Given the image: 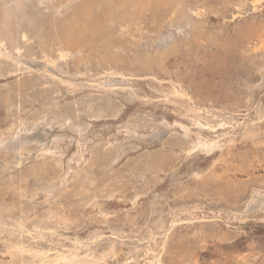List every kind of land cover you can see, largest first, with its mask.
I'll list each match as a JSON object with an SVG mask.
<instances>
[{"label":"rangeland","instance_id":"obj_1","mask_svg":"<svg viewBox=\"0 0 264 264\" xmlns=\"http://www.w3.org/2000/svg\"><path fill=\"white\" fill-rule=\"evenodd\" d=\"M62 1L65 8L60 15L70 18L76 2L71 8L69 0H51L49 7ZM183 7L193 26H185L181 33L176 29L178 20L175 29L170 27L165 9L150 11L142 19V27L152 32L165 25L178 42L177 54L166 62L167 71L141 69L133 52H114L123 59L119 67L105 65L93 55L80 64L72 55L65 66L67 75L54 74L63 79V87L40 77L44 67L36 40L28 41V52L22 50L21 63L27 70L15 71L10 62H3L7 56L0 58V135L19 121L35 128L25 135L29 152H22L20 164L12 151L0 152V209L5 217L9 212L16 217L21 210L27 216L22 220L23 236L12 237V222L1 229L0 264L11 263L8 242L59 249L97 236L90 254L111 246L117 253L99 264H145L150 259L146 252L161 253L160 264H264V0H184ZM121 37L133 42L130 32ZM111 71L118 73L112 80L106 76ZM71 75L76 77L67 78ZM106 80L118 85L100 87ZM171 82L189 94L193 106L209 109L211 125L223 120L222 127L208 125L201 130L211 139L221 136V150L185 154L187 140L181 126H190L193 132L198 127H192L185 108L166 103ZM53 114L73 122L61 124L51 119ZM76 124L85 130L75 131ZM156 124L157 134L152 127ZM126 126L135 128L128 133ZM54 139L59 140L57 146L50 143ZM81 142L85 149H79ZM107 142L113 146L103 148ZM49 149L50 155L39 157ZM64 175L68 181L58 189H66L60 197L40 190L46 181L59 184ZM84 180L95 184L90 187ZM185 188L190 191L183 193ZM43 219L48 221L40 224ZM36 222L53 233L33 237ZM153 238L156 242H150ZM133 248L139 250L136 256L131 255Z\"/></svg>","mask_w":264,"mask_h":264},{"label":"bare ground","instance_id":"obj_2","mask_svg":"<svg viewBox=\"0 0 264 264\" xmlns=\"http://www.w3.org/2000/svg\"><path fill=\"white\" fill-rule=\"evenodd\" d=\"M50 1L51 0H0V58L7 56L6 58L3 59V62H8V63L10 62V64H11L10 67L12 66L15 71H19L21 69L27 70L28 68H26V67L24 68L22 63H21V58L23 57L22 50L24 49L27 51V49H29V48H26V45H27L29 40H32V39L36 40L37 44H38V48H40V50H38V52L40 54L38 58L42 59V63H43L42 65L44 67L43 68L44 73L41 74L40 77H42L44 79L45 83L50 82L52 85L59 83L63 87H64L63 79L62 78L61 79L56 78L54 76V74L59 75V76L67 75V72L65 71V66L67 65V61L72 57V55H76L77 57H79V59L77 61H79L80 64L85 62L88 58L89 59L94 58V59H99V61L105 65L114 63V64L118 65V67H119V63L122 62L123 59H119L118 56L114 52H120V53H123V55H124V53L129 54L130 52H133L134 55L138 54L137 60H140V61L138 63H136V61L134 60V61H132V63L134 64V62H135L136 64H138V66L141 69L152 70L153 68L157 67L162 71L166 70V67H165L166 62L168 61L169 58H171L172 56H174L178 52V42L175 40L174 34L172 32H169V33L166 32V30L164 29L165 25L162 26V24H161L159 27L154 29L153 32L142 27V19H143L144 15L150 11L153 12V11H159L160 9H165L167 11V13L170 15V17L168 19L170 27L174 28V26H175L174 23L176 22V20H178V23L176 25V29L178 30L179 33L183 32V28L185 26L186 27L189 26L190 28L193 26L191 21L187 18V16L183 12L184 0H69V4H67V5H69V7H71V5H70L71 3H74V2L77 3L74 5V7L72 6L73 8L71 7L73 9V13H72V16L70 18H65V17L63 18L60 15V13H61L60 11H62V9L65 8V7H63L64 1H62L59 5L57 4L55 6V8L53 7L54 9H50V7H49V4H51ZM255 4H256V2H255ZM188 9H189V7H188ZM66 10H67V8H66ZM196 11H197V9H196ZM68 15H69V13H68ZM152 17H153L152 22L155 23L156 19H154V14ZM191 20H193V19H191ZM263 30L261 29V31H263ZM134 31L136 32V34H133ZM171 31H173V30H171ZM193 31H194V29H193ZM129 32H130V36H131L133 42L128 43L127 41L125 42L124 40H122L121 36H123L125 34L127 35V33L129 35ZM251 32L252 31H250V33ZM260 34H262V33L260 32ZM183 35H185V34H183ZM255 35H257V34H255ZM263 35H264V33H263ZM253 37L255 38V36L252 35L251 38H253ZM262 38L263 37L261 36V39ZM129 39H130V37H129ZM251 41H252V39H251ZM258 42H259V40H258ZM253 43H254V41H253ZM142 50H144V51H142ZM130 54H132V53H130ZM32 55H34V54H32ZM119 57H120V55H119ZM91 61L92 60H90L89 62H91ZM108 69L110 70L109 67H108ZM116 70L120 71L119 68H116ZM120 72H119V74L122 75L123 72H121V73ZM116 73H117L116 71L115 72H112V71L109 72L108 74H106L107 79L110 78L112 80L111 77H113L114 74H116ZM133 74H135V73H133ZM73 75H71V76H73ZM122 76L124 77V75H122ZM75 77L73 76V77H67V78L73 79ZM110 79H109V81L111 83ZM109 81H107L106 84L104 81L99 83L101 85L100 87L104 88V86H106L105 88H107V89L111 88L112 89L113 88L112 86L118 85V84H114V82L112 84H109L108 83ZM92 82H94V81H92ZM174 83L173 82L170 83V89L168 91V94L165 96L163 95L165 100L167 101L166 103L169 102V103H172V105L175 104V105H179V106H182L183 108H185L186 109L185 111L188 113V115H190V117H192V119L189 118L192 125H193L192 127H198L197 131L193 132L189 128L190 126L189 127L181 126L182 130H184L185 139L187 140V144H186V147L184 150L186 152L185 154L187 156H191L194 153H200V154L203 153V154L208 155V154H211L212 152L216 151V149L218 150V148H220V150H221L222 149L221 148L222 142H221V138H219L221 136L217 137L216 139H211L209 136L206 137V136L202 135L203 131H201V130L206 128V126L211 125V123H210L211 120L207 116L209 114V109L198 107L197 105L193 106L194 104H193L192 98L189 96V94L187 92H185L179 84L175 85ZM108 84L110 85V87L109 86L107 87ZM69 87H71V86H69ZM118 87H120V86H118ZM114 88H117V87H114ZM57 90H59V89H57ZM57 90H56V92H58ZM105 91H107V90H105ZM109 91H112V90H109ZM128 93H129V95H133V90L128 89ZM185 98H187V99H185ZM190 104H192V106ZM87 107L89 110L92 109V105L90 103L87 105ZM197 107L202 109V110L197 109ZM203 107H205V106H203ZM85 110H87V108ZM95 114H98V112ZM211 117L215 118V116H213V115ZM40 118L44 119L45 114L41 115ZM51 119H54L56 121L61 120V124H65V125H69L70 122L71 123L73 122L70 117L59 116L57 114L56 115L53 114ZM73 125H74V123H73ZM223 125H224V123L222 120V121L217 122L216 124L214 123L213 125H211V128L217 127V126L222 127ZM75 126L76 127L74 128V130L77 132H82L85 130L83 125L81 126V128H79L78 124H76ZM134 126H132V127L126 126L127 132L130 133V131L136 127V126L135 127ZM152 127L154 128V133L157 134L158 125L156 124ZM34 129L35 128L33 125H27L23 121H19L16 124H14L12 126V128L7 131V133H4V134L2 133L3 135L2 134L0 135V152L4 151V153H6L8 151H12V156H16L17 164H20L19 161L21 159L20 156H22V154H23L22 152L24 150H27L29 152V149L27 148V146L25 144V140H27V136H25V135ZM244 132L246 134V130H244ZM79 139L81 140L82 138L80 137ZM251 139H252V137H251ZM229 141H228V143H229ZM50 143H53L54 146H57L59 144V140L56 141L54 139L53 142H50ZM230 145H231V143H230ZM81 146H83V149L86 148V144H84V143L82 144V142L79 144V149L81 148ZM112 146L113 145L111 143L107 142L106 144L103 145V148H110ZM58 151H60V150H58ZM50 152H51L50 149H49V151H42L40 153L39 157L40 156H44V157L48 156L51 154ZM104 155L107 156L106 153ZM52 156H53V158H55L54 154H52ZM58 156H60V155H58ZM82 157H83V151H82V153H80V159H82ZM17 158H18V160H17ZM148 160H151V159H148ZM110 161H113L112 158L110 159ZM225 164H226V162H225ZM34 172H36V171H34ZM80 172H81V170H80ZM85 172H87V171H85ZM196 174L197 173H195L194 176ZM88 175H87V177H88ZM209 175H211V174H209ZM217 175H219V174L217 173ZM67 176H65V175L62 176L63 178L61 179L59 184H57V182H49L48 183L46 181V183L48 185L42 187L41 189L39 187V189L44 190L47 195H55L58 198V196L60 197L64 193V191L66 190L64 188L65 190L63 189V190L57 192L61 185H62V187L65 186L64 184L66 183ZM216 177H218V176H216ZM21 178H23V177H21ZM95 179H97V178H95ZM88 180H89V178H88ZM88 180H84V183L88 184L89 183ZM18 182H20V181H18ZM90 182L91 183L88 184L89 186L91 184L92 185L95 184V183L93 184L92 181H90ZM84 187H85V185H84ZM96 190H98V188H96ZM100 190H98V191H100ZM18 191H19V189H18ZM18 191H17V193H18ZM37 191H38V189H37ZM87 191H89V190H87ZM98 191H97V193H98ZM186 191L189 192L190 190L186 189L185 192L181 191V193L182 192L186 193ZM20 192L21 191H19V193ZM100 192H102V191H100ZM102 193H104V192H102ZM254 193H255V195L260 194V192H258V191L257 192L255 191ZM111 195H112V193H111ZM261 195H263V194H261ZM251 199H253V198H251ZM89 200H91V198ZM258 201L259 200H257V202ZM252 202H255V201L253 200ZM90 203H91V201H90ZM93 203L94 202H92V204ZM262 203H260L261 205H259L258 208L262 207ZM252 204L255 205L254 203H252ZM95 205L97 206V204H95ZM253 205H251V206H253ZM249 206H250V204H249ZM9 208H11V207L9 206ZM255 208H253V209L255 210ZM52 209H54V208H52ZM2 212L3 211L0 209V232H1V229H4L8 224H10L12 222L11 227H10L11 228L10 234L12 235V237L15 236V234L23 236L26 233V231H25L26 228H25L24 223L22 221L23 217L25 216L24 211L21 210L19 213L16 214V217L12 213L9 214L10 213L9 212L6 215L7 219L5 217L4 212L3 213ZM245 212H246V210H245ZM13 213H15V212H13ZM49 215H51V214L49 213L47 216H49ZM26 217H24V218H26ZM43 217H45V216L43 215ZM50 217L51 216H49L48 219L51 220ZM53 217L55 218L54 215H53ZM38 219H41V218H38ZM45 219H46V217H45ZM12 220H14V221H12ZM36 221H38L37 218H36ZM45 221H48V220H45ZM45 221H44V219L40 220V224L41 223L44 224ZM175 222H176V220H175ZM64 223H65V221H64ZM40 224L38 222L36 227L34 228L35 233L33 234V237L43 238L44 236H46V235H44L45 232L53 233V229L52 228L49 229L50 226L48 227V229H49V231H48V230H46L47 228L41 227ZM51 224L52 223H50V225ZM54 224H56V222ZM58 224H59V222H58ZM173 226H174V224H172L169 229L167 228L168 230L165 232L164 238H166L168 236V234L171 231ZM149 231H150V232H148L150 234L149 237L150 238L154 237L153 228L150 229ZM159 236H160V234H159ZM155 237H156V235H155ZM99 239H100V237L97 236L94 238L92 237L90 239V241L86 240L84 242H82V241L80 242V241L76 240V241H73L75 243H73L71 241L73 243V245L70 248L60 247L59 249H53V248L52 249H45V248H38V247L33 248V247H28V246L24 245L22 242H16V243H14V242L9 243L8 242V244H10L9 250H8V254L10 256L9 255L8 256L11 257V263L10 264H99L101 262H107L108 260H111L114 257H116L117 253L115 251L114 246L107 247L106 249L99 252L98 254L95 253V255H92V254H94V252L91 251V248H93V246L96 245V243ZM152 240L155 241V239L153 238V239H151L150 242H152ZM165 240H163V241H165ZM3 241L5 242V239ZM20 241H22V240H20ZM148 241H147V244H148ZM35 242L36 241H34V243ZM49 243H51V242H49V240H48V244ZM58 243H60V242H58ZM45 244H46V242H45ZM52 244L54 245V243H52ZM162 244H164V243H162ZM27 245H28V243H27ZM140 246H141V244H140ZM136 249H134V251H132V253H131L132 256L137 255V252L139 250H136ZM141 249H142V246H141ZM89 250L92 252V254H90L91 252L89 253ZM5 251H7V249ZM145 251H146V249H145ZM146 256H148L150 259H149V261L146 260L147 262L145 264H160L161 263V253L146 252ZM146 256L144 255V257H146ZM129 257H130V254H129ZM126 263H127L126 261H125V263L122 262V264H126Z\"/></svg>","mask_w":264,"mask_h":264}]
</instances>
